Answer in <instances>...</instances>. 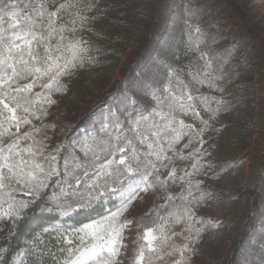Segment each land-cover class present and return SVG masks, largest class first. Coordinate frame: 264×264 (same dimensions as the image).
Returning a JSON list of instances; mask_svg holds the SVG:
<instances>
[{
	"label": "snow or ice",
	"instance_id": "1",
	"mask_svg": "<svg viewBox=\"0 0 264 264\" xmlns=\"http://www.w3.org/2000/svg\"><path fill=\"white\" fill-rule=\"evenodd\" d=\"M94 8L88 0H30L23 12L5 13L7 23L0 17V199L7 202L0 222H10L12 234L37 201L47 205L42 211L70 217L117 196L118 207L104 217L80 227H45L25 251L38 257L39 264L44 256L51 264H120L125 231L133 223L125 213L140 193L162 189L160 208L166 214L157 211V222L144 230L133 264H191L203 233L219 227L196 215L214 197L203 189L204 179L195 177L207 176L215 167L207 159L212 154L204 147L205 134L227 110V61L201 51V28L189 23L193 50L199 53L189 65V79L173 70L153 93L155 106L147 114L130 115L127 128L110 114L103 136L86 139L78 149L83 159L73 154L61 171L57 163L63 146H52L53 136L47 134L56 126L37 122L57 103L53 94L67 91L64 79L94 60L88 41L78 35L96 19L88 15ZM205 85L219 96L201 93ZM172 187L180 191L173 194ZM15 191L31 199L18 201ZM45 234L52 236L55 250ZM7 251L0 248V262Z\"/></svg>",
	"mask_w": 264,
	"mask_h": 264
},
{
	"label": "rangeland",
	"instance_id": "2",
	"mask_svg": "<svg viewBox=\"0 0 264 264\" xmlns=\"http://www.w3.org/2000/svg\"><path fill=\"white\" fill-rule=\"evenodd\" d=\"M88 2L95 5L88 15L96 19L78 35L88 41L89 55L94 60L64 79L67 91L53 94L57 103L48 109L43 121L37 122L38 126H56L54 133L50 129L47 134L53 136L52 146H63L57 165L63 171L65 160L71 161L73 154L83 159L80 145L90 137L103 136L110 114L118 115L125 128L130 115L147 114L155 106L153 93L167 83L173 70L189 79V65L199 53L193 50L188 25H198L203 34L201 51L227 61L223 98L228 104L205 134L204 147L212 154L207 159L215 167L207 176L195 177L204 179L203 189L214 197L197 209L196 215L219 227L203 233L191 264H225L245 224V190L264 158V0H168L162 7L155 0ZM29 3L30 0H0V17L7 23L5 13L23 12ZM154 20L160 26L154 44L144 52V39ZM200 92L219 96L207 85ZM86 114L91 121L77 131L78 122ZM185 119L192 122L190 117ZM170 191L175 194L180 189L172 187ZM163 195L162 189L140 193L125 213L133 223L125 231L126 248L122 249L120 264H133L134 254L143 243L142 222L157 211L166 214L160 208ZM258 224L237 264H264V209ZM176 242L181 240L177 238Z\"/></svg>",
	"mask_w": 264,
	"mask_h": 264
},
{
	"label": "trees",
	"instance_id": "3",
	"mask_svg": "<svg viewBox=\"0 0 264 264\" xmlns=\"http://www.w3.org/2000/svg\"><path fill=\"white\" fill-rule=\"evenodd\" d=\"M157 6H164L168 0H155ZM159 4V5H158ZM145 36V43L143 46L144 52L148 46L154 44L157 28L160 26L159 21L154 20ZM260 42V41H259ZM132 69V68H131ZM91 121L89 114L80 120L77 124L76 130H83ZM263 164L260 165L256 171V177L245 190L244 196L248 199V209L244 216V226L240 232V241L237 246L230 252L228 261L225 264H237L241 256V250L249 241L254 238L258 229V223L263 215L264 209V158ZM59 168L60 164L57 165ZM56 179V178H55ZM16 200L28 201L31 199L24 191H15L12 193ZM48 195H51V190H48ZM120 203V198L111 196L107 200L96 204L93 209L87 213H77L70 217H60L56 212H45L41 209L47 207L46 204L39 201L35 202L28 210L26 218L21 220L15 231L10 234L9 229L11 224L8 221L0 222V248H6L8 251L5 254V260L0 264H17L18 260L23 258L25 264H39V258L34 255H29L25 250L30 248V242L35 235L41 233L45 227H53L60 225L64 228L80 227L85 223L100 219L108 214L110 210H115ZM7 209V202L0 199V212ZM156 221V213H152L147 220L142 222L143 229L153 226ZM140 225V224H139ZM140 225V228L142 227ZM46 243L49 248L55 250V243L52 236L45 234ZM43 264H51V259L48 256L43 257Z\"/></svg>",
	"mask_w": 264,
	"mask_h": 264
}]
</instances>
